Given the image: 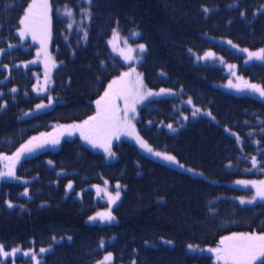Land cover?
Here are the masks:
<instances>
[{
    "label": "trees",
    "instance_id": "16d2710c",
    "mask_svg": "<svg viewBox=\"0 0 264 264\" xmlns=\"http://www.w3.org/2000/svg\"><path fill=\"white\" fill-rule=\"evenodd\" d=\"M29 2L0 0V19H6L0 25V50H6L0 69V105H4L0 108V156L11 157L42 132L45 139L50 138L48 134L60 141L67 139L47 144L52 149L42 155L35 156L38 148L20 159V176L36 178L29 184L32 198L24 200L27 213L22 218L6 215L7 209H14L6 200L8 194L20 197L26 184L2 183L0 245H7V249L28 243H34L36 249L54 246L43 264H48L56 251L58 257L53 264H96L110 250L116 252V264H129L134 259L136 264H192L186 255L203 264H213L211 252L195 254L189 245L222 246L221 239L233 232L264 233V205L239 204L235 198L242 191L233 185L249 177L240 170L249 163L235 135L246 140L248 130L258 127L259 119L264 120V102L235 96L218 87L225 78L222 70L211 65L210 69H198L190 53V49L202 52L208 48L228 52L227 46L215 42L216 38L251 49L264 47V13H260L264 0H93L92 22L84 43H79V34L69 42L62 39V23L56 21L58 36L54 44L59 47L60 67L51 89L52 104L45 109L36 106L50 97H39L34 92L38 79L43 77L42 66L20 64L36 57L37 46L28 50L21 47L25 42L18 34L19 21ZM52 2L58 10L76 9L80 0ZM10 3L16 11L5 16L3 11ZM116 26L125 34L138 31L147 44L142 68L151 88L184 91L181 96L151 100L142 108L144 118L151 122L141 123L143 136L157 148L176 155L182 163L202 170L207 180L157 161L127 141L116 145L117 160L109 162L102 147H94L80 134L74 139L61 136L59 124L83 122L97 115L96 101L121 73L123 63L114 60L108 44ZM71 43L78 45L75 54L67 50ZM253 72L256 80L264 82V69ZM189 98L209 110L212 117L191 121L178 134H170L168 125L184 122L183 114L192 112L187 104ZM244 148L252 156L258 154L253 148ZM47 160L54 161V166ZM10 162L0 158V169ZM235 166L237 171H231ZM60 170L65 171L64 175H58ZM131 176L135 184L127 181ZM103 177L114 186L116 182L126 185L116 210V224L88 222L103 207L94 192H85L83 199H76L87 187L101 184ZM70 181L74 188L69 193ZM217 195L222 199H216ZM210 204L218 213L208 218L206 208ZM158 239H170L175 244L168 251L149 245ZM102 242L106 244L104 248ZM147 244L149 248H144Z\"/></svg>",
    "mask_w": 264,
    "mask_h": 264
},
{
    "label": "rangeland",
    "instance_id": "374dc122",
    "mask_svg": "<svg viewBox=\"0 0 264 264\" xmlns=\"http://www.w3.org/2000/svg\"><path fill=\"white\" fill-rule=\"evenodd\" d=\"M37 2H41V0H37ZM83 2H85L86 4H89L88 0H83ZM48 3L51 6V11L49 12V16H50L49 34H45L43 31L38 30L37 31V38L33 39L34 42L37 45L36 58L34 60H32V62H28L26 64L24 62L20 63L23 66H26V65L30 66L31 65L30 67L36 66V65L42 66V68H43V77L40 78L39 81L37 82V84H36V86L34 88V92L39 97H46V96L50 97L51 103H49V101H47V100H42L39 103V105L40 104L47 105V107H45V108H48L52 104L53 98L51 97V89H52V87L54 85L55 73H56V71H57V69L59 67V62L57 60V53L54 52L53 45L51 44V40H53L54 33H55L54 32V12L58 16L57 17L58 19H60L59 16H61V14H62V17H64L67 20V24L65 23L66 29L64 31L68 32L69 34H71V33L76 31L75 33L82 35V39L83 40L86 37L88 39V31H89V27H90V23H91V15H92V13H90V8L88 6H85V7L81 8L79 15L75 11L74 8L67 7V8H70L72 10V13H73L72 16L69 17V16H66L64 14L65 9L64 10L63 9H60V10L56 9L52 5L51 0H48ZM82 9L87 10L90 15H85V13H84V11H82ZM262 10L264 11V7H263ZM69 24H71L72 26L69 27ZM22 28H23V25H22ZM85 33H87L86 37H85ZM114 33L116 35L114 36V34H113V36L109 39L110 48H111L112 52L114 53V55L116 57L120 58L121 60H123V62L127 66L121 74L126 73V72H131V76L128 78L131 81H135L137 79V76L139 75V78L143 81V85L141 87V91H152V92H157V93L160 92L161 89H166V90H171V91L169 93L161 94L159 96L148 97L146 100L141 101L140 103H138L136 105V111L134 113L129 112L127 119L130 121L131 125H134V134H132V135L126 134V133L132 131L131 128L121 127V129L118 132V137L119 138H117L116 136H113L111 138L112 139V151L115 152V156H109L108 153L105 152V150L103 148L101 149V151L106 155V157H107L109 162L116 161L117 160V152H116V149H115L116 145L118 143H120L121 141H123V140H128V141L134 143L135 145H137L139 147V149L143 153H145V154H147L149 156H152L153 158H155L157 160H161L162 162H164V163H166V164H168L170 166H173V167L179 168V169H181L183 171L192 173L193 175H197V178H199L204 172H201L200 170H197L195 168H192V167L182 163L180 161V159L176 155H174L172 153L164 152V151L156 149V147L154 145H152L143 136V134L141 132V129H140V124L144 120H147L148 123L150 122L148 119H145L143 114H142V108L149 101L155 100V99H161V98H165V97L181 96V92L176 90V89H172V88H165V87L164 88H151L150 87L149 80H148L147 76L144 75V72L141 69V64L145 61L146 52H147L148 47H147V44L140 39L141 37H140V33L138 31H133V32L125 34L118 27V29H116V31ZM133 33H138V35H133ZM64 36L65 35L62 34V39H63ZM27 38H33L31 32L27 33L22 39L26 40ZM41 39H44V45L41 44ZM66 40L67 41L69 40V36L66 37ZM35 43H34V45H35ZM140 44H144L145 45V51L144 52H140L139 51V47L138 46ZM234 47L236 48V50L238 52H240L243 55H245V59L243 61V64L245 66H249V65H252L254 63H263L264 64V61H260V60H257L255 58H253L251 60L249 59V55H248L249 52H258L259 50H251V49H249V48H247L245 46L239 45V44H234ZM27 48H29V47H27ZM129 48L132 49L131 52L128 51ZM45 49H46V51H45ZM243 49H246L247 51H242ZM5 51L6 50L0 51V57ZM193 54L195 55L196 59L198 61H200V62H210V63H212L214 65H218V66L226 68V71H227V74H228V80L225 83H218V85L220 87H222V88H224V89H226V90H228L230 92H234V93H237V94H240V95H251V96H254V97L259 98V99L264 101V97H260L257 93H254L251 90L245 89L243 91H238L236 88L228 87L229 80H231L233 84L239 85L241 88H243L245 82L250 83V84H257V85H261V86H264V85L262 83L252 81V79L249 76L245 75V73L241 71L240 64L238 62L229 61L228 58L226 56H224L225 54L223 52H219V51L213 49V50H209V51L204 52L202 55H200L196 51H193ZM208 54H211V55H208ZM129 55L132 57V59H125V56H129ZM53 62L55 63V67L52 66ZM230 66H232V67H230ZM1 68L2 67H1V62H0V69ZM233 73H235V75ZM121 74L119 76H117L113 80H116L118 77L121 76ZM46 78H48L47 84H45ZM38 88H43L45 90L37 91ZM107 91H108V89H107ZM191 104L194 106V111L196 109H199L193 103H191ZM45 108H41V109H45ZM124 109H125L124 98L123 97H118L115 110H116V116H117V118L120 121H123L125 119V117H124ZM148 109L152 110L153 108L149 107ZM148 109H144V112L146 111L147 114L149 112ZM200 112L206 113V111H201L200 110L197 113L196 116H193L192 114L191 115L185 114V115L187 117H189L190 120H194V119L197 118L198 114H201ZM82 124H83V122L82 123H71V124H66V125L59 124L58 125L59 128H57V129L60 132H62L63 126L82 125ZM183 126H184V124H181V125H178V126H173L172 129L169 128V131L172 132V133L178 132V131H180V129ZM173 129H175V130H173ZM41 134H44V136L42 137ZM41 134L36 135L35 137L45 139V135H46L45 132H42ZM78 134H80L79 130L74 131L71 135H69L67 132H63V134H61V136H65L66 135V137L73 138L74 135H78ZM135 134H138L143 140L147 141V143L154 149V151H159V152H162V153H166V154L175 156L176 160L178 161V163L174 164V163L165 161L162 158L154 156L153 154L147 152L145 149L141 148L139 143L136 140V135ZM65 139H67V138L62 139L60 142L62 143ZM86 142H88V141H86ZM58 148H59V146L55 147L56 150ZM252 157H255L256 160L258 158L257 155H255V156L250 155L249 156L250 159H247L248 163L252 162ZM244 160H246V159H244ZM48 162H51L50 165L54 166V161L48 160ZM20 163H21V160L15 163V168H14L15 176L14 177L0 178V188H1L2 182H5V181H9V182L19 181V182H23V183H28V182H31L33 180L31 178L22 177V176H20L18 174V168L20 166ZM11 164H12V162L3 164V167L0 170V172H7L9 170V166ZM181 165H183V167H181ZM248 167H249V165L244 167L243 169H240V170L244 171ZM257 169H258V174L260 176H255L254 175L253 172H255V170H256V166H255L254 168L247 169V172L249 173V177L240 178V179L236 180L233 183V185L237 189L242 191V194L235 198L238 202H240L241 199L249 200L253 196L256 195L257 188L260 187L259 182L260 181H264V160L261 159V158L259 159V165L257 166ZM231 171H237V166L233 167L231 169ZM64 173H65L64 170H60V175H64ZM240 181H245V182H250V183H247V184L238 183ZM69 183L72 184V188L71 189H69L68 186H67V190L70 193L73 190V188H74V184H73L74 182L70 181ZM118 184L121 186L120 189H119L120 198L115 203H110L109 197H108V195L106 194L105 191H100L99 193L97 191V188L102 189V190L106 189L107 193H110V194H112L114 196L115 192L117 190L116 189V185H118ZM125 189H126V185L123 182H116L115 186H113V183L107 178H104V181L101 184H94V185L90 186L89 190H93L94 192H96L98 199L104 204V206L101 207L94 215L91 216V217H97V219L96 220H90L88 218V222L91 223V224H114V223H118L119 222V217H118V215L116 213V210L120 207V204L122 203V200H123L124 194H125ZM28 195H29V187L27 188V194L25 195V193H24L25 197H27ZM76 197L78 199H82V192L80 194H78ZM259 203H263L264 204V200L257 199L254 203H251V204L244 203L242 205L255 206L256 204H259ZM109 211H111L112 215L115 217V219L112 220V221H103L97 216L98 213H106V212H109ZM121 230H122V228L119 229V231H121ZM159 240L160 239H158L157 241H154L153 243H150L149 245H151V246L156 245V243H158ZM162 240H165V239H162ZM168 240L170 242L173 241V240L167 239V241ZM112 242H114V240ZM160 242H162V241L160 240ZM121 244L122 243H120L117 246L120 247ZM105 245L106 244L103 243L101 247L104 248ZM3 248H4V251H7V252H11L13 249H18L19 251H17L15 256H10L8 258H4V257L0 256V264H34V262L31 260V258L29 256H25L24 255L25 252H28L30 250H34V251L37 252L38 258L41 260V264H43V262L45 260V256L47 255L48 252H50L53 249V247H49V248L45 247V249H49V250L47 252H45V253H39V250H36L34 247L33 248H28V249L23 248V247H17V248H13L12 250L11 249H7L5 247H3ZM209 249H211V248H209ZM209 249H206L205 251H209ZM197 250H199L198 247H195V246L192 247V251H197ZM108 253H112L113 254V260L111 261V264H116V252L114 250H110L109 252L106 251L105 255H107ZM260 259H264V258H258L256 261L253 262V264L260 263ZM132 261H137V260L134 259ZM132 261H130V263H132ZM214 263L215 264H220L217 259L214 261ZM121 264H124V263H121Z\"/></svg>",
    "mask_w": 264,
    "mask_h": 264
},
{
    "label": "snow or ice",
    "instance_id": "6c2138e0",
    "mask_svg": "<svg viewBox=\"0 0 264 264\" xmlns=\"http://www.w3.org/2000/svg\"><path fill=\"white\" fill-rule=\"evenodd\" d=\"M91 3V0H88ZM51 11V6L48 3V0H41V2H37V0H32V2L25 9V14L23 18L19 21L23 28L19 29V35L23 38L27 33L31 32L33 39L37 38V31L41 30L45 34H49L50 28V16L49 12ZM85 15H90L87 10L82 9ZM205 11H208L205 9ZM64 14L66 16H72V10L70 8H65ZM241 15H245V13H241ZM72 25L69 24V27ZM116 34L114 33V36ZM133 35H138V33H133ZM87 33H85V37ZM229 43H231L229 41ZM41 44L44 45V39H41ZM139 51H145V45L140 44ZM2 51V50H0ZM46 51V49H45ZM129 52L132 49H128ZM242 51H247L243 49ZM211 55V54H208ZM249 59H257L260 61H264V49L259 50L258 52H249ZM125 59H132V57L125 56ZM55 67V63L52 64ZM4 67H7L5 65ZM232 67V66H230ZM134 71V70H133ZM235 75V73H233ZM131 76V72H126L121 74L116 80H113L108 85V91L105 92L104 96L100 98V100L96 101L97 104V115L90 117L88 120L84 121L82 125H68L63 126L61 134L63 132H67L71 135L74 131L79 130L80 135L84 140L88 141L94 147H102L105 152L108 153L109 156H115V152L112 151V137H118V132L121 127L131 128L132 131L126 134L132 135L134 134V125H131L130 121L127 119L129 112L134 113L136 111V105L141 101L146 100L151 96H159L161 94L169 93L171 90L161 89L160 92H152V91H141V87L143 85V81L137 76L135 81H131L128 78ZM48 78L45 80V84H47ZM228 87L236 88L238 91H243L245 89L251 90L254 93H257L260 97H264V86L257 84H250L245 82L243 88H241L237 84H233L231 80L228 82ZM45 89L38 88L37 91H43ZM13 92L16 89H12ZM123 97L125 101V109H124V117L123 121H120L116 116L115 103L114 98ZM49 103H51V99H49ZM188 103L191 104V99L188 100ZM4 105H0V108H3ZM37 109L45 108L47 105L40 104L36 106ZM199 109H196L192 112L193 116H196L199 112ZM207 115H211V113H207ZM214 119V118H213ZM151 123V122H149ZM170 129L173 128L171 124L168 125ZM175 130V129H173ZM42 137L44 134H41ZM136 135V140L139 143L140 147L145 149L147 152L153 154L154 156L160 157L165 161L171 163H178L176 157L173 155H169L166 153H162L159 151H154V149L147 143V141L143 140L138 134ZM50 138L42 139L33 137L25 144L21 145L20 148L11 156H0L2 159H7L12 161V164L9 166V170L7 172H0V178L4 177H14L15 172V163L20 161V159L27 153H32L38 148H43L47 144L56 145L60 143L59 137L51 138V134H48ZM239 138V137H238ZM253 165L255 166L258 162L255 157H252ZM51 163V162H49ZM183 167V165H181ZM238 183H250L245 181H240ZM260 187L257 188L256 195L253 196L249 200L241 199V204L244 203H254L257 199L264 200V181L259 182ZM120 185H116V192L113 196L110 193H107L106 189L102 190L97 188L98 193L100 191H105L109 197L110 203H115L120 198ZM68 188H72V184H68ZM27 194V189L25 190V195ZM8 207L12 208L14 205L11 202H8ZM97 216L103 221H112L115 217L112 215L111 211L106 213H98ZM90 220H96L97 217H90ZM69 239H71L69 237ZM171 243V242H169ZM222 247H218L216 249H209V251L215 252L216 258L218 261H223V264H253L258 258H264V233H239L232 234V236L223 237L221 239ZM192 246L189 245V248ZM49 249L40 248L39 253H45ZM19 251L18 249H13L11 252L4 251L3 245H0V256L4 258H8L10 256H15V254ZM25 256H29L34 264H41V260L38 258V254L34 250H30L24 253ZM113 260V254L108 253L103 257L101 261H98L97 264H111ZM132 264H136L135 261H132ZM260 264H264V259H260Z\"/></svg>",
    "mask_w": 264,
    "mask_h": 264
},
{
    "label": "bare ground",
    "instance_id": "6f19581e",
    "mask_svg": "<svg viewBox=\"0 0 264 264\" xmlns=\"http://www.w3.org/2000/svg\"><path fill=\"white\" fill-rule=\"evenodd\" d=\"M25 6L27 7L28 5H25ZM14 9H15V5L13 3H10L9 4V7L6 8L5 11H3L4 12V15L6 16L9 12H10V14L13 13V12H15L16 10H14ZM100 11H102L101 10V6H100ZM5 21H6V19L1 18L0 19V25L2 23H5ZM139 24L142 25V20H140ZM59 30H60L61 34H63V35L66 34L65 31L62 28H60ZM110 34L112 35V33H110ZM78 37H79V43H84L85 42L84 40L81 39V35L80 34L78 35ZM67 50L69 51L70 54H75V53H77L78 45L72 44V43L71 44H68L67 45ZM230 58H231V60H233V57H230ZM187 61L190 63V61L188 59H187ZM196 67H198V69H202V70H205L207 68L210 69V66H208V65H206L204 63H198V65H196ZM170 72H171V70H170ZM173 79L174 80H178V77L175 76V75H173ZM58 175H60V172H58ZM60 176H62V175H60ZM127 181L130 184H135V181L136 180H135L134 177L131 176V177H129L127 179ZM195 181L201 182L200 180H197V179H195ZM31 198H32V196L30 197V199ZM216 199H220L221 200L222 197H220V196L217 195ZM8 202H11L14 205V207H12L14 209H7V211H6V215L9 218H13V217L22 218V216L27 213V209L24 208L26 206V203L27 202L24 201V199L22 198V196L16 197L14 195H8L7 196L6 203L8 204ZM217 213H218V210L214 208V205H211L210 204L206 208V215H207L208 218H211L214 214H217ZM161 241L162 242H160V240H159L158 243L155 242L156 245H153L152 247L153 248H156V249L158 248L160 250L168 251L175 244V242H173V241H171V243H169L170 242L169 240L168 241L167 240H161ZM204 243L207 246L210 244V242L209 243L204 242ZM3 247L8 248L7 245H3ZM20 247H23V248L28 249V248H33V247L36 248V245L34 243H28V244H26L24 246H20ZM39 248H45V247H39ZM47 248H49V247H47ZM144 248H149L148 244ZM54 249H55V247H53V249L50 252H53ZM56 253H58V252L56 251L54 254H52L51 260L48 261V264H53L54 259L56 260V258L58 257V254H56ZM186 260H187V262L191 260L192 264H203L202 261H200V260H193L192 257H189L188 255H186ZM129 264H131V263H129Z\"/></svg>",
    "mask_w": 264,
    "mask_h": 264
}]
</instances>
